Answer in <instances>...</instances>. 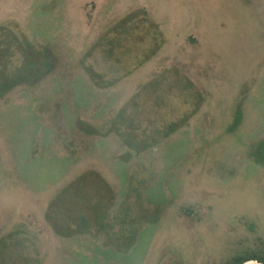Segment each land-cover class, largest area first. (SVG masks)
Returning <instances> with one entry per match:
<instances>
[{"label":"rangeland","instance_id":"1","mask_svg":"<svg viewBox=\"0 0 264 264\" xmlns=\"http://www.w3.org/2000/svg\"><path fill=\"white\" fill-rule=\"evenodd\" d=\"M42 47L0 96V264L264 251V0H0L4 74Z\"/></svg>","mask_w":264,"mask_h":264},{"label":"trees","instance_id":"2","mask_svg":"<svg viewBox=\"0 0 264 264\" xmlns=\"http://www.w3.org/2000/svg\"><path fill=\"white\" fill-rule=\"evenodd\" d=\"M17 48L19 47L16 46L14 50H16ZM14 50H12L11 52L13 53ZM26 52L29 53L27 50L25 51V53ZM34 52L36 53V51ZM36 55L39 58V62L35 66V71L31 72L30 74H27V73L26 74H16L14 77L13 75L6 76L4 74V68L6 67H4L3 65L0 67L1 74L3 72V74L5 75V76L0 77V96L4 95L6 92L11 90V88H13L14 85L19 84L20 82L25 81V82L33 83V84L38 82V80L41 78L42 75H44L45 73L48 74V72H50L53 69V65H54V62L52 61L53 53L50 48L42 47L40 50L37 51ZM90 75L94 82H98L99 77L97 74L96 75L93 74V70L91 68H90ZM102 81H105V80H102ZM238 120L239 119L237 117V120L233 123V127L238 123ZM263 143H264V140H263ZM259 162L263 163L264 159L261 158ZM247 259H256L264 263V251H262L259 254L257 252L246 251L245 254L243 255H235L233 259L231 260V262L227 264H238Z\"/></svg>","mask_w":264,"mask_h":264},{"label":"water","instance_id":"3","mask_svg":"<svg viewBox=\"0 0 264 264\" xmlns=\"http://www.w3.org/2000/svg\"><path fill=\"white\" fill-rule=\"evenodd\" d=\"M238 264H264L263 262H260L256 259H247L241 263H238Z\"/></svg>","mask_w":264,"mask_h":264}]
</instances>
